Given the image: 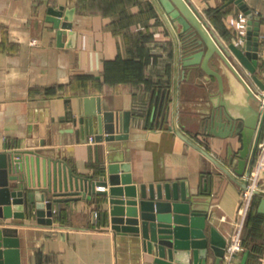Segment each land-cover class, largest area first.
<instances>
[{
	"label": "crops",
	"instance_id": "obj_1",
	"mask_svg": "<svg viewBox=\"0 0 264 264\" xmlns=\"http://www.w3.org/2000/svg\"><path fill=\"white\" fill-rule=\"evenodd\" d=\"M186 1L248 77L229 50L241 38V9L229 0ZM246 4L256 16L264 11V0ZM50 8H63L62 24H72L62 46V29L48 20ZM164 12L158 0H0V152L7 143L22 151L44 150L45 156L60 157L77 174L95 179L115 165L119 176L126 174L138 188L184 181L197 191L212 180L209 195L197 203L208 209L207 226L229 242L242 186L177 130L221 162H227L230 146L237 152L242 143L238 136L199 133L198 119L217 90L216 80L208 81L200 68L191 72L181 65L182 28ZM211 65L219 69L216 57ZM91 111L97 112L95 125L102 131L94 142L80 123L65 118L79 120ZM118 113L127 116L129 131L109 138ZM263 198L258 196L255 211L264 217L258 211ZM106 207L84 198L63 202L52 225L33 215L0 219V229L19 239L21 264H149L141 237L116 232L103 221ZM245 252L222 264H242ZM245 264H264V240L261 252L249 254Z\"/></svg>",
	"mask_w": 264,
	"mask_h": 264
},
{
	"label": "water",
	"instance_id": "obj_2",
	"mask_svg": "<svg viewBox=\"0 0 264 264\" xmlns=\"http://www.w3.org/2000/svg\"><path fill=\"white\" fill-rule=\"evenodd\" d=\"M158 1L166 17L182 28L181 65L191 72L200 68L208 81L216 80L217 90L209 94V101L205 104L207 109L198 119L199 133L218 138L238 136L242 147L236 152L230 146L227 162H221L192 137L179 129L177 133L244 190L247 188L244 176L248 174L249 162L255 158L258 134L262 128V102L186 0ZM228 4H236L248 20L245 43L233 42L229 50L252 74L254 82L264 89L259 69L261 19L244 0H229ZM63 10L50 8L48 11V20L56 29H62L58 32L60 46L66 29H72L70 22L62 24ZM68 20L66 16L65 21ZM215 57L219 69L211 65ZM253 100L259 102V109L254 107ZM96 113L91 111L79 120L65 118L75 126L80 123L84 133L93 131L99 135L102 131L96 128V117L93 116ZM150 114L148 109L147 119ZM114 119L117 125L115 123L108 137H123L130 128L127 116L125 119L118 113ZM18 148V145L7 143L0 152V219L35 215L40 224L52 225L55 215L61 213V203L84 198L107 206L102 212L103 221H109L116 232L141 237L144 249L150 255L149 264L223 263L227 241L215 228L207 226L208 209L199 208L197 203L203 195H209L212 180L203 181L197 191L193 187L189 190L184 181L141 185L138 188L132 185L126 174L119 176L118 166L105 167L101 178L95 179L94 176L77 174L60 157L45 156L44 150L22 151ZM235 160L237 164L233 166ZM121 183L127 186L119 187ZM97 187L106 190H97ZM258 211L264 213V198ZM3 247L5 250H1ZM248 256L249 251H246L242 264L246 263ZM0 264H21L19 239L9 236L3 229H0Z\"/></svg>",
	"mask_w": 264,
	"mask_h": 264
},
{
	"label": "built area",
	"instance_id": "obj_3",
	"mask_svg": "<svg viewBox=\"0 0 264 264\" xmlns=\"http://www.w3.org/2000/svg\"><path fill=\"white\" fill-rule=\"evenodd\" d=\"M258 15L261 19L259 50L261 62L260 75L264 80V11L258 13ZM240 19L243 22L241 24V38L239 40V44L243 45L248 34V20L244 13H240ZM245 70L248 72L247 69ZM247 75L248 77L244 75H242V77L250 85L254 93L259 97L262 102L260 124H262V128H264V89H261L254 82L252 74L250 72H248ZM89 133V141L94 142L96 134L93 131H90ZM247 171L248 174L244 176L247 181V188L243 190L242 198L238 206V217L236 221V227L232 233L230 241L227 242L226 246V254L224 260L227 263L232 262L238 254H241L246 251V247L243 243V232L245 224L251 211L255 197L259 195H264V138H260L256 143L255 158L253 161L249 162Z\"/></svg>",
	"mask_w": 264,
	"mask_h": 264
},
{
	"label": "trees",
	"instance_id": "obj_4",
	"mask_svg": "<svg viewBox=\"0 0 264 264\" xmlns=\"http://www.w3.org/2000/svg\"><path fill=\"white\" fill-rule=\"evenodd\" d=\"M248 229V237L244 239L243 243L246 251H249L250 256H252L254 253L258 254L261 252L264 240V217L259 215L255 210L250 216Z\"/></svg>",
	"mask_w": 264,
	"mask_h": 264
},
{
	"label": "rangeland",
	"instance_id": "obj_5",
	"mask_svg": "<svg viewBox=\"0 0 264 264\" xmlns=\"http://www.w3.org/2000/svg\"><path fill=\"white\" fill-rule=\"evenodd\" d=\"M260 77L262 78L261 75H260ZM262 79H263V78H262ZM263 81H264V80H263ZM252 103H253V105H254V107H255L256 109H259V102H258V101L253 100ZM257 199H258V196L255 197V200H254V202H253V205H252L251 211H250L249 216H248V218H247V221H246V224H245V228H244V232H243V241H244L245 238L248 237V233H249L248 222H249V219H250L251 214H252V213L254 212V210H255V203H256V200H257Z\"/></svg>",
	"mask_w": 264,
	"mask_h": 264
},
{
	"label": "flooded vegetation",
	"instance_id": "obj_6",
	"mask_svg": "<svg viewBox=\"0 0 264 264\" xmlns=\"http://www.w3.org/2000/svg\"><path fill=\"white\" fill-rule=\"evenodd\" d=\"M261 68V66H259V69Z\"/></svg>",
	"mask_w": 264,
	"mask_h": 264
}]
</instances>
